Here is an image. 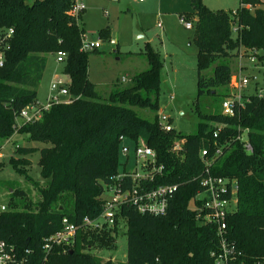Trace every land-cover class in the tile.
Instances as JSON below:
<instances>
[{
    "label": "trees",
    "instance_id": "1",
    "mask_svg": "<svg viewBox=\"0 0 264 264\" xmlns=\"http://www.w3.org/2000/svg\"><path fill=\"white\" fill-rule=\"evenodd\" d=\"M191 1L193 12L182 16L191 23L195 19L197 100L209 99L205 106L196 105V133L182 135L165 133L159 124L164 66L159 51L148 46L141 54L148 70L136 75L129 88L115 84L105 98L89 79L90 57L98 50H81L85 30L70 15L75 0H0V38L7 44L1 49L5 58L0 67V147L14 135L22 112L40 104L37 89L49 55L66 54L63 72L70 76L72 96L69 103L53 105L41 120L18 129L29 142L45 145L16 148V157L11 159L13 168L35 188L38 200L10 187V211L0 218V241L21 253L33 251L39 264H116L93 252L117 250L121 219L127 228L123 264H215L217 228L190 209V203L204 191L199 178L208 160L213 175L236 180L239 188L237 207L227 220L228 239L236 248L231 264H264V95L246 97L243 105H236L234 116L215 108L230 97L219 89L229 88L232 82L231 60L239 58L245 48L264 53V0H240L236 11H214L203 0ZM99 34L101 40H110L109 30ZM262 52L260 61L264 60ZM211 68L213 75L208 77L205 72ZM244 131L251 153L237 140ZM122 138L134 147L145 142L156 152L165 173L153 188L179 186L167 215L153 217L124 207L113 230L82 231L73 249L55 250L44 261L43 239L57 233L64 218L82 225L85 219L95 221L102 215L105 193L121 173ZM178 139L185 141L183 161L172 151ZM204 149L208 150L205 161ZM37 153L44 185L29 174L28 157ZM3 166L0 163V171Z\"/></svg>",
    "mask_w": 264,
    "mask_h": 264
},
{
    "label": "rangeland",
    "instance_id": "2",
    "mask_svg": "<svg viewBox=\"0 0 264 264\" xmlns=\"http://www.w3.org/2000/svg\"><path fill=\"white\" fill-rule=\"evenodd\" d=\"M86 6L87 10L82 17L87 40L96 42L100 40L99 33L102 29L110 31V40L108 42L101 40L102 47L97 51L98 54L90 57L89 79L95 84L97 92L107 98L110 92L117 87L115 84L120 85L121 89L131 87L133 78L149 68L141 54L146 52L147 47L150 46L160 52L164 64L159 115L170 117L171 124L178 133L195 134L199 122L195 113L196 105L205 106L209 98L205 96L197 100L198 47L194 41V30L187 29L179 16L190 11L189 0H164L162 8H160V0H145V2L122 0L120 3L109 0H86ZM191 21L194 23L195 19ZM79 22L82 26V19ZM4 40L5 38H0V49L6 48L7 44ZM242 53L239 58H234L232 59L234 61L230 62L232 74L237 76L242 67H247L243 74L245 76L257 75L259 93L264 90V64L261 65L263 69L260 74L258 71L254 72V67L247 58L251 53L250 49L245 48ZM47 59L44 77L37 89L41 106L47 105L52 94L51 86L57 78L64 83L70 82V76L63 72L65 62H59L52 55H49ZM213 70L214 68H211L205 74L210 77L213 75ZM124 78L126 82H122ZM255 84L252 82L247 90L244 89L246 94H256ZM219 93L231 96L233 90L223 88L219 89ZM69 98L71 97H61V100L68 101ZM227 99L229 97L225 100ZM215 108L223 112L221 103L215 104ZM143 112L147 117H152L147 111ZM18 121L19 125L24 123L23 120ZM2 146L0 160L4 166L0 171V203H9L11 186L30 193L32 200L37 201L38 195L35 188L27 184L25 178L13 168L11 159L16 157V148H42L45 145L39 142H29L27 135L15 132ZM131 148L128 160L123 155L120 156L121 173L135 171L136 159L133 147ZM177 157L182 159L183 155H177ZM39 158L38 153L28 157L31 161L29 174L34 181L44 185L38 167ZM109 196L110 194L106 192L105 197ZM193 205L194 202H191V209H194ZM126 231V224L122 223L117 233L116 251H94L93 254L105 262L112 260L116 264H123L127 257Z\"/></svg>",
    "mask_w": 264,
    "mask_h": 264
},
{
    "label": "built area",
    "instance_id": "3",
    "mask_svg": "<svg viewBox=\"0 0 264 264\" xmlns=\"http://www.w3.org/2000/svg\"><path fill=\"white\" fill-rule=\"evenodd\" d=\"M113 2H120L121 0H109ZM145 2V0H139ZM87 10L86 0H75L71 9L70 15L80 23L81 16ZM182 23L189 30L193 29V23L187 21L185 17L181 16ZM13 32L11 31L10 34ZM83 52H93L101 49V39L96 42H89L84 33L81 37ZM243 52V49H242ZM243 53H241L242 55ZM260 52L251 51L247 56L250 59L254 71L261 69L264 60L260 61ZM4 52L0 49V67L4 65ZM59 62L65 61L66 54L61 52L57 57ZM247 67H242L237 76H233L232 82L229 87L233 89V94L229 99L225 100L222 104L223 113L228 116L235 115L236 105H243L246 97H243L242 92L247 89L249 84L254 82L258 83L256 74L245 76L244 70ZM259 72V70H258ZM122 82H126L124 78ZM70 82L64 83L60 78H57L51 86V96L46 106L32 105L25 109L21 116L17 119L15 125V132L24 124L34 123L43 117V113L48 111L53 105L61 103H69L72 100L70 94ZM264 95V90L258 93ZM61 97L69 98L70 100H61ZM18 120H23V124L19 125ZM171 118L168 116L159 115V124L165 133L176 131L172 126ZM220 131V129H219ZM247 131L243 135H239L237 140L243 143L244 148L248 152H252V146L246 139ZM218 132L215 134L217 137ZM121 155L129 159L131 147L135 154V171H127L120 173L114 180V184L108 189L110 196L106 198L104 211L102 215L95 221L85 219L82 225L72 223L68 218L62 221V228L55 234L43 239L42 250L45 255L44 261L55 250L66 253L68 250L73 249L75 246L78 234L82 231L86 232L87 229H95L99 233L102 230H113L117 223V218L120 211L124 207H134L140 214L162 217L167 215L169 211L170 201L174 198L179 190L178 185H160L153 188V184L157 180L162 179L165 173V167L158 164L156 152L147 146L145 142L140 141L136 147L123 140ZM11 142V140L9 141ZM184 140L178 139L173 147V153L183 155ZM131 146V147H130ZM3 146L0 147V152ZM208 150L201 152V157L206 160ZM184 156L182 157V161ZM207 170L205 174L200 176V184L204 191L199 193L194 200V210L197 213V218L204 220L206 224H213L217 228L219 238V250L212 253L215 264H231L236 254L234 244H231L228 235V217L235 211L237 207V194L238 184L237 181L221 178L213 175L210 171L212 162L206 160ZM1 163V160H0ZM200 202L201 206L197 203ZM191 209V208H190ZM8 204L0 203V218L9 212ZM120 223L123 221L120 219ZM0 264H39L36 255L33 251L27 250L21 253L16 250L13 245L4 241H0Z\"/></svg>",
    "mask_w": 264,
    "mask_h": 264
},
{
    "label": "crops",
    "instance_id": "4",
    "mask_svg": "<svg viewBox=\"0 0 264 264\" xmlns=\"http://www.w3.org/2000/svg\"><path fill=\"white\" fill-rule=\"evenodd\" d=\"M120 2H122V0ZM120 2H118V3H120ZM163 2H164V0H160V8L163 7ZM189 3H190V8L191 9H190V11H187L186 14L193 12L192 1L189 0ZM203 3L205 4L206 7H208L211 10H214V11H216V10L236 11L241 5L240 4V0H203ZM179 16H182V15H179ZM81 19H82V26L84 28L85 27L84 19H83V17ZM84 30H85V28H84ZM232 61H234V60H231V62ZM231 67H232V65H231ZM261 69H263V68H261ZM261 69H258L259 70V74L261 72ZM258 70H255V71H258ZM233 76L235 77L236 75H233ZM122 81H123V79H122ZM255 85H256V94H257L258 91L260 90L259 89V83H256ZM229 88H231V87H229ZM247 89H245V90H247ZM244 91H243V96L244 97H248L250 95H253V94H246V91L245 92Z\"/></svg>",
    "mask_w": 264,
    "mask_h": 264
}]
</instances>
